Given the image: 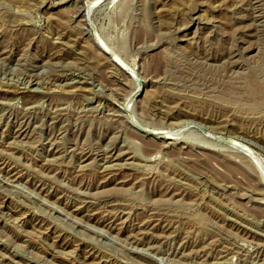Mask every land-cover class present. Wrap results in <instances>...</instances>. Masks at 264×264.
<instances>
[{
	"label": "rangeland",
	"instance_id": "1",
	"mask_svg": "<svg viewBox=\"0 0 264 264\" xmlns=\"http://www.w3.org/2000/svg\"><path fill=\"white\" fill-rule=\"evenodd\" d=\"M0 264H264V0H0Z\"/></svg>",
	"mask_w": 264,
	"mask_h": 264
},
{
	"label": "bare ground",
	"instance_id": "2",
	"mask_svg": "<svg viewBox=\"0 0 264 264\" xmlns=\"http://www.w3.org/2000/svg\"><path fill=\"white\" fill-rule=\"evenodd\" d=\"M90 5V4H89ZM94 6V5H93ZM86 7V6H85ZM90 8V11H91V8L92 7H89ZM88 8V9H89ZM80 9V8H79ZM84 9V8H83ZM82 10V9H81ZM87 11V10H86ZM85 11V12H86ZM87 12H89V10L87 11ZM83 13V12H82ZM86 14V13H85ZM83 16H84V18H85V15L83 14ZM98 44V43H97ZM104 44V43H103ZM99 46H100V44H99ZM101 48H103V47H101ZM104 51H106V53L109 51H107V50H104ZM109 53V52H108ZM107 53V54H108ZM138 84V83H137ZM137 87V86H136ZM137 93V92H136ZM144 129V128H143ZM146 130V129H145ZM156 131V130H155ZM154 131V132H155ZM157 132V135H158V133H160L161 134V132L162 131H156ZM164 134V133H163ZM235 141V144H230V146H231V148L232 147H234V149H238V150H241V151H243V153H247L248 155H249V153H252V150H251V148H249V147H247V145L246 144H244V143H241L240 141H238V140H234ZM240 151V152H241ZM253 156L255 157V154H253ZM254 163V162H253Z\"/></svg>",
	"mask_w": 264,
	"mask_h": 264
},
{
	"label": "water",
	"instance_id": "3",
	"mask_svg": "<svg viewBox=\"0 0 264 264\" xmlns=\"http://www.w3.org/2000/svg\"><path fill=\"white\" fill-rule=\"evenodd\" d=\"M227 142H228L229 144H235V141H234V140H227Z\"/></svg>",
	"mask_w": 264,
	"mask_h": 264
}]
</instances>
